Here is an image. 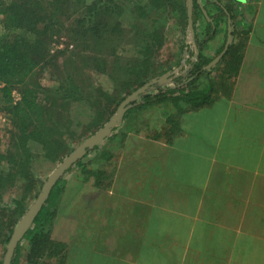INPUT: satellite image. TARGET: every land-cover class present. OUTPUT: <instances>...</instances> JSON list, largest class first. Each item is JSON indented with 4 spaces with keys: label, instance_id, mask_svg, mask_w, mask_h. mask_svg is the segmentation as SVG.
Masks as SVG:
<instances>
[{
    "label": "crops",
    "instance_id": "0c3cea01",
    "mask_svg": "<svg viewBox=\"0 0 264 264\" xmlns=\"http://www.w3.org/2000/svg\"><path fill=\"white\" fill-rule=\"evenodd\" d=\"M211 5L235 19L230 83L209 106L121 122L87 156L96 181L66 174L51 232L61 264H264V0Z\"/></svg>",
    "mask_w": 264,
    "mask_h": 264
},
{
    "label": "trees",
    "instance_id": "16d2710c",
    "mask_svg": "<svg viewBox=\"0 0 264 264\" xmlns=\"http://www.w3.org/2000/svg\"><path fill=\"white\" fill-rule=\"evenodd\" d=\"M111 1L96 0L87 3V0H11L4 3L0 0L4 30L0 36V102L11 112L14 130L10 149L5 154H0V199L17 183L30 198L36 194L35 191L31 192V185L37 184L33 177L36 162L34 145L38 146V157H44L51 163L59 162L65 157L68 149L66 136L71 137L73 134L70 119L73 117V105L78 104V109L75 110L79 115L85 114V129L91 135L109 121L127 96L154 79L152 58L162 45L157 29L144 24L141 29L134 31L133 39H138L143 51L139 57L121 59L118 49L123 46L121 43L124 42L125 30L119 18L124 13L129 15L131 10L118 7L115 0V4L110 5ZM211 1L205 0V11ZM145 2L164 12L166 2L169 4L170 1L162 2L163 5L161 0ZM204 10L197 0H193L194 42L198 50L195 60L188 61V69L180 74L184 70L182 67L178 73L180 75H172L170 81L167 79L159 83L157 80L162 75L158 76L155 83L129 103L123 123L134 113L156 107L170 105L177 113H185L209 106L213 102L215 90L212 80L208 78L203 87L198 85L199 80L209 76L214 69V65L207 69L213 58L205 57L203 51L205 44L213 38L210 20L217 15L204 12L207 26L203 38L199 39L197 18ZM172 12L187 20L186 2L179 10L173 9ZM220 15L226 19L222 11ZM216 21L213 20L215 26ZM64 27L73 43V50H60L57 47L56 54L50 55L49 45ZM96 48L97 53L102 54L104 51L111 59L104 68L101 67L99 58L96 59L92 54ZM222 50L223 47L217 53ZM84 51L90 52V55L84 54ZM240 53L239 47L230 45L217 64L223 63L226 66L225 70L229 75V79L225 80L227 84L232 76L229 69L232 65L237 67L240 64ZM59 57L64 58L63 67L66 71L60 75L61 80L56 86L43 87L31 80L36 72L44 68L52 67L56 73L61 70L56 61ZM90 69L98 73L105 72L110 77L114 86L111 94L89 82L85 83L84 78ZM13 91L18 92L20 97L14 105ZM115 130L117 127L106 141L114 137ZM101 150L103 148L98 146L88 151L65 174L78 167L84 175L93 177L96 181L99 171L90 168L83 160L92 152ZM102 155H106L105 151ZM97 160L98 157L94 161ZM2 165H6L5 169ZM62 178L52 188L31 228L15 249L11 264H20L24 247L27 252L26 264H40L44 258L56 259L61 264L65 245L52 241L51 232L57 204L65 187V180ZM39 185L43 184L38 183L37 190ZM15 205V216L19 219L27 209L21 201H17ZM3 213L0 208V238L6 244L17 221L6 224V233H2L3 218H6Z\"/></svg>",
    "mask_w": 264,
    "mask_h": 264
},
{
    "label": "rangeland",
    "instance_id": "374dc122",
    "mask_svg": "<svg viewBox=\"0 0 264 264\" xmlns=\"http://www.w3.org/2000/svg\"><path fill=\"white\" fill-rule=\"evenodd\" d=\"M4 3H9L11 0H1ZM96 0H87V3H93ZM146 0H115L118 7H123L131 10V13L129 15H126L124 13L120 16L119 21L122 23V27L125 30L123 32L125 34L124 42L121 43L123 46L118 49V55L121 56V59H131L134 57H139L143 51V47L139 45L138 39H133V33L134 31H137V29H141L144 24L146 26H149L152 29H157V34L159 37V42L162 43L157 49V51L154 54L153 60V71L155 77H152L153 81L155 79L157 80L158 76L162 78H167L168 81H170L172 75L175 77L178 74L181 68L187 67L188 61H194L195 56V50H196V44L194 42V38L192 39L191 34L188 30V24L187 20L184 19V17H180L176 13H173V9L179 10L182 5H184V2H186V10H187V0H169V4L166 2V8L164 12L160 11L159 8H154L153 6L147 5ZM166 0H161L162 2H165ZM199 1V0H198ZM115 4L112 0L110 5ZM200 4V1H199ZM163 5V4H162ZM201 9L204 10V5H200ZM215 11L213 9V6L210 4L207 6L206 11ZM166 11V12H165ZM203 13H199V18H197V31H198V38L202 39L204 36V31L206 28V17ZM187 13V11H186ZM213 16H216L215 14ZM154 20V23L152 21ZM213 20L216 21V26L213 24ZM228 20L230 21V27L233 28V23L235 19L228 18L226 16V19L222 15H218L211 19V34L213 35V38L208 41L205 44L203 55L207 58H213V60L220 55L217 52L224 46L227 39V23ZM67 23V22H65ZM3 26H2V16L0 15V36L3 34ZM204 32V33H203ZM195 33V32H194ZM207 33V32H206ZM226 33V35H225ZM233 33V32H232ZM231 33V36H232ZM235 36V33H234ZM235 38V37H234ZM235 40H239L238 37L235 38ZM73 43L71 39L68 37V32L65 29V27L55 36L53 37L52 42L49 45V53L50 55L56 54L57 47L60 50L68 49V51L73 50L72 49ZM98 49L93 50V55H95L96 59L100 61V65L102 68L107 66L110 62V57L108 56V53L102 52V54L97 53ZM223 51V50H222ZM221 51V52H222ZM89 54L90 52L84 51V54ZM96 53V54H94ZM91 54V55H92ZM212 60V61H213ZM221 60V59H220ZM57 66L61 68V70L54 72V69L52 67L44 68V70H39L36 72L35 76L31 79L34 83L40 84L43 87H54L58 84V82L61 80L60 75L66 71V69L63 67L64 58L59 57L56 59ZM216 63L214 65L213 71L209 74L207 77H202L199 80V87H203L207 84L208 78H210L214 84V90L215 92H219L221 89H224V87L227 85L225 83V80L229 79V75L227 73L226 66L221 63L217 65ZM228 68V67H227ZM229 69V68H228ZM231 69V68H230ZM229 69V71H230ZM223 77V78H222ZM83 78H81L82 80ZM80 80V81H81ZM151 80V81H152ZM85 83L89 82L92 85H94L96 88H100L102 91H105L109 94L113 91V81L110 79L109 76L105 72L98 73L95 70H89V74H87V77L84 78ZM150 81V82H151ZM230 82V80H229ZM221 88V89H220ZM139 89V88H138ZM128 97V96H127ZM14 105V100L12 101ZM78 104H75L71 107V111L73 112V117H71L72 122V131L73 134L71 137L66 136V141L68 145L67 153L65 157L70 154L78 145H80L83 141L91 137L93 134L89 135L87 130L85 129V124L87 122V118L85 117V114L79 115L75 108H77ZM173 111V109H171ZM70 111V112H71ZM160 116H163L164 113H167V111L159 108V111L156 110ZM8 110H6V106L0 102V154H5L11 147L12 140H13V117L12 114H10ZM154 113V112H153ZM152 113V114H153ZM115 114V113H114ZM113 114V115H114ZM140 113H135L136 116H139ZM112 115V116H113ZM134 116L132 115L131 118ZM153 121H156L158 118V114H154L151 116ZM118 127V126H117ZM111 136V135H110ZM109 136V137H110ZM106 141V140H105ZM102 142L100 147H104L103 145H107V142ZM104 143V144H103ZM33 152L36 156V162L33 168L34 172V181L37 183L35 185H31V192L33 193L35 191L36 194H33V196L30 198L27 194H25L24 188L21 187L19 183H17L14 187L10 188L0 199V208L3 209L4 213L6 215V218H3V230L2 233H6V224H10L11 222L17 221V223L20 221L21 218L18 219L17 215L15 216V203L17 201H21L26 209L33 203V201L36 199L37 195L40 193L41 188L44 184L49 175L57 168V166L62 162L61 161L56 163H51L49 161H46L44 157H38V146H33ZM97 153V152H94ZM92 155V154H91ZM98 155V153H97ZM98 156H90L86 157L83 162L87 163L89 165L90 163L94 162V159H96ZM93 158V159H92ZM91 159V160H90ZM6 165H2V168L5 169ZM75 169V168H74ZM66 174L64 175V177ZM63 177V178H64ZM62 178V179H63ZM7 211V212H6ZM6 212V213H5ZM10 212V214L8 213ZM15 224V226L17 225ZM15 228V227H14ZM3 238H0V264H2L5 253H6V246L8 243L3 244L2 242ZM26 247L22 250L21 260L20 264H26ZM40 264H59L57 260H50L47 258H44L41 260Z\"/></svg>",
    "mask_w": 264,
    "mask_h": 264
},
{
    "label": "water",
    "instance_id": "95a60500",
    "mask_svg": "<svg viewBox=\"0 0 264 264\" xmlns=\"http://www.w3.org/2000/svg\"><path fill=\"white\" fill-rule=\"evenodd\" d=\"M187 24L188 30L191 34L192 39L195 36L194 28H193V0H187ZM205 15V13H204ZM206 16V15H205ZM227 39L224 46L223 51L220 53L218 57H216L208 66L207 69L213 65H215L227 52L229 44L231 42V27L230 22L228 20L227 23ZM198 50H195V56L197 57ZM163 81H167V78H162L157 80V82L161 83ZM156 81H151L134 91L130 94L117 108L115 114L109 119V121L100 128L97 132H95L91 137L83 141L80 145H78L70 154H68L62 162L57 166V168L49 175L45 183L43 184L40 193L37 195L36 199L33 203L28 207L20 221L15 226L9 242L6 246V253L3 259L2 264H11L12 257L14 255V251L17 248L18 244L24 238V235L31 228L34 219L40 212L42 206L45 201L48 199L50 192L54 185L61 179L64 174L78 161L82 160L88 151H92L95 147L101 145L113 132V130L122 122L123 116L128 109L129 103L133 102L140 94H142L148 86L155 83Z\"/></svg>",
    "mask_w": 264,
    "mask_h": 264
},
{
    "label": "built area",
    "instance_id": "2783aa9c",
    "mask_svg": "<svg viewBox=\"0 0 264 264\" xmlns=\"http://www.w3.org/2000/svg\"><path fill=\"white\" fill-rule=\"evenodd\" d=\"M187 69H188V66L185 67L184 70H183V72H181V73H184ZM12 98L14 100V103H17L20 100L19 93L16 92V91H13Z\"/></svg>",
    "mask_w": 264,
    "mask_h": 264
}]
</instances>
